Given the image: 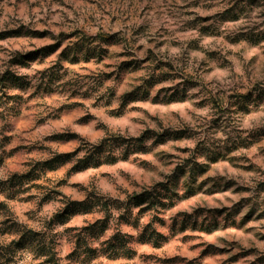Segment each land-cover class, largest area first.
<instances>
[{"label":"clouds","instance_id":"obj_1","mask_svg":"<svg viewBox=\"0 0 264 264\" xmlns=\"http://www.w3.org/2000/svg\"><path fill=\"white\" fill-rule=\"evenodd\" d=\"M0 264H264V0H0Z\"/></svg>","mask_w":264,"mask_h":264}]
</instances>
